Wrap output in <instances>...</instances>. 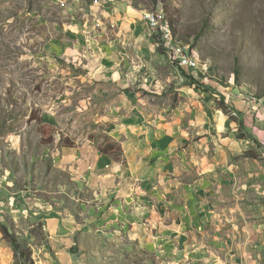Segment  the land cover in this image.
<instances>
[{"label": "rangeland", "instance_id": "374dc122", "mask_svg": "<svg viewBox=\"0 0 264 264\" xmlns=\"http://www.w3.org/2000/svg\"><path fill=\"white\" fill-rule=\"evenodd\" d=\"M94 1L0 0V264H64L80 251L90 264H264L262 142L199 174L198 184L135 182L117 202L115 191L79 187L64 170V143L91 138L121 151L110 120L87 116L121 90L97 85L58 51L68 6ZM127 1L142 10L163 54L147 13L173 20L197 56L195 72L166 57L171 77L204 86L218 105L225 97L247 103L253 126L264 129V0ZM233 116L239 137L246 125Z\"/></svg>", "mask_w": 264, "mask_h": 264}, {"label": "crops", "instance_id": "0c3cea01", "mask_svg": "<svg viewBox=\"0 0 264 264\" xmlns=\"http://www.w3.org/2000/svg\"><path fill=\"white\" fill-rule=\"evenodd\" d=\"M68 9L70 20L57 23L64 37L58 51L81 63L97 85L121 90L107 108L91 107L87 116L110 120L109 133L122 152L103 149L91 138L59 149L64 170L79 187L97 194L115 191L111 200L119 201L136 188L135 182L155 181L170 188L198 184L199 174L216 172L222 162L243 155L255 141L238 137L233 113L243 119L247 134L260 143L264 140V129L258 123L253 126L247 103L225 97L218 105L204 86H193L175 71L172 77L167 73V56L138 7L127 0H95ZM171 85L175 87L170 91ZM140 191L138 197L145 192ZM85 252L69 255L64 264H90L91 254L85 259Z\"/></svg>", "mask_w": 264, "mask_h": 264}, {"label": "built area", "instance_id": "2783aa9c", "mask_svg": "<svg viewBox=\"0 0 264 264\" xmlns=\"http://www.w3.org/2000/svg\"><path fill=\"white\" fill-rule=\"evenodd\" d=\"M146 17L150 20L153 29L157 30L160 44L172 63L178 67L186 69L187 72H195L200 69V63L189 43H185L177 38L174 29L165 15L147 13ZM264 144V140H261Z\"/></svg>", "mask_w": 264, "mask_h": 264}, {"label": "trees", "instance_id": "16d2710c", "mask_svg": "<svg viewBox=\"0 0 264 264\" xmlns=\"http://www.w3.org/2000/svg\"><path fill=\"white\" fill-rule=\"evenodd\" d=\"M135 6L138 7L136 3H135ZM169 21H170V23H171V25H172V27H173V29H174V25H175V24H174L173 20H169ZM242 124H243V121H242L241 125H242ZM239 137H249V138H251V139L257 141V140L255 139V137H254L252 134L240 133ZM3 229H6V228L4 227ZM3 232H6V230H3Z\"/></svg>", "mask_w": 264, "mask_h": 264}]
</instances>
